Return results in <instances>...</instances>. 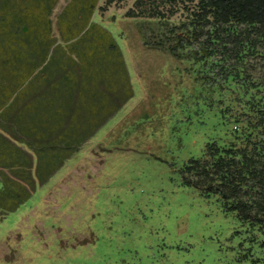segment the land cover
Returning <instances> with one entry per match:
<instances>
[{
    "label": "trees",
    "instance_id": "16d2710c",
    "mask_svg": "<svg viewBox=\"0 0 264 264\" xmlns=\"http://www.w3.org/2000/svg\"><path fill=\"white\" fill-rule=\"evenodd\" d=\"M98 1L68 0L53 34L57 0H0V220L117 110L104 101L125 93L117 46L92 21ZM185 1L134 0L125 17L157 24L147 49L184 63L187 93L229 125L225 144L209 141L183 165V183L264 234V0Z\"/></svg>",
    "mask_w": 264,
    "mask_h": 264
},
{
    "label": "rangeland",
    "instance_id": "374dc122",
    "mask_svg": "<svg viewBox=\"0 0 264 264\" xmlns=\"http://www.w3.org/2000/svg\"><path fill=\"white\" fill-rule=\"evenodd\" d=\"M67 1L53 8V34ZM133 1L99 0L92 17L126 72L125 93L104 101L117 110L0 220V264H264V234L182 181L229 125L187 93L184 63L147 49L160 29L125 17Z\"/></svg>",
    "mask_w": 264,
    "mask_h": 264
}]
</instances>
